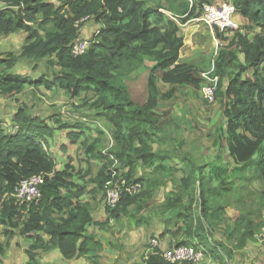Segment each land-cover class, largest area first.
Here are the masks:
<instances>
[{
	"label": "trees",
	"instance_id": "trees-1",
	"mask_svg": "<svg viewBox=\"0 0 264 264\" xmlns=\"http://www.w3.org/2000/svg\"><path fill=\"white\" fill-rule=\"evenodd\" d=\"M164 1L165 10L171 16L181 17L182 23L198 17L202 4H214V0ZM0 3L4 5L0 8V36L18 30L25 33L19 54L8 53L7 58L0 59V93H21L27 86L32 89L42 86L46 91L60 90L71 100L82 96L83 101L77 106L92 110V115L107 123L111 132L112 146L104 152L98 150L102 130L96 128L98 136L92 141L89 136L82 141L85 153L103 161L92 179L97 188L106 190V184L119 177L142 183L144 189L137 195L125 194L116 208L105 207L109 217L135 216L146 209L145 201L151 197L153 188L166 183L165 173L170 174L174 188L161 206L163 229L159 238L170 234L174 236L173 246L201 248L208 256L222 261L225 254L230 258L233 249L242 248L247 240H257L254 212L244 208V204L245 195L253 198V192L258 190L256 185H260V200L264 203V0H232L236 13L249 25L244 33L234 31L209 68L213 76H219L215 96L220 102L222 121L217 130L219 156L216 163L209 165L208 172L204 169L206 164L191 152H181L178 147L171 153L161 152L152 146L170 135L169 121H159L156 113L161 96L157 80L174 87L198 85L199 79L194 78L195 66L180 59L184 37L159 3L153 4V0H0ZM85 17L100 27L88 40L86 51L73 56L70 47L87 21L82 20ZM213 30L216 38L224 39L216 26ZM236 51L242 53V61ZM19 57L45 60L46 67L55 66L56 70L51 78L46 74L39 78L20 76L10 71ZM146 60L151 63L146 77L147 93L144 101L138 103L125 77ZM231 65L237 70L232 76L227 72ZM244 73L247 75L242 76ZM24 110L20 108L16 114L17 130L12 133L0 121L1 233L10 239L12 234H6L4 228L9 226L31 240L25 250L28 257L25 264H37L36 250L51 246L66 260L84 258L90 264H101V244L92 234H86L87 226L101 222L93 220L84 203L73 201L82 192L81 186L73 182L74 168L66 163L63 169H57L45 147L55 129L46 120ZM71 128L83 134L92 130L81 122L62 123L59 127ZM67 135L72 141L79 137V133L71 130ZM222 151L232 162L223 161ZM173 157L177 162L170 165L165 162ZM115 161L119 167L115 168ZM139 164L150 167L153 177L136 178ZM112 166L114 169L108 170ZM119 168L126 171L120 173ZM39 173L45 176L37 202H20L11 195L19 180ZM130 206L133 210H129ZM228 207H237L240 215L230 218ZM221 224L227 225L226 237L234 243L232 247L209 241L212 230ZM43 235L48 237L47 241ZM4 253L5 245L0 243V255ZM160 254L156 249L144 263L200 264L169 262Z\"/></svg>",
	"mask_w": 264,
	"mask_h": 264
},
{
	"label": "rangeland",
	"instance_id": "rangeland-1",
	"mask_svg": "<svg viewBox=\"0 0 264 264\" xmlns=\"http://www.w3.org/2000/svg\"><path fill=\"white\" fill-rule=\"evenodd\" d=\"M226 1L232 3V0H214L213 3L218 4ZM155 2L159 3L161 10L164 8L163 11L166 15H169L170 18L178 24L179 33L184 37V46L180 50V59L195 66L197 72L194 73V78L199 79L197 80L198 85L190 83L174 87L162 82L160 79L157 80L161 96L158 107L156 108V113L159 121H169V123H167V129L170 131V135L167 134L168 138L161 139L153 143L152 146L155 151L161 152L168 151L171 153L174 152L177 147L181 152H191L198 161L206 164L204 169L208 172L209 165L212 164V162L216 163V159L219 156L217 130L222 120L220 116L221 106L219 99L216 96H214L213 100L205 98L203 96V88L206 86H214L216 91L219 83V76H213V71L209 68L217 59L220 49L224 48L229 43L234 31L244 33L247 30L245 26H248L249 23L237 13L235 15L236 29L234 31H222L224 39H218L214 36L213 26L206 24L202 19L203 4L198 8L200 13L198 17L182 23L181 17L171 16L170 12L165 10L166 3L164 0H153V4H155ZM3 6L4 5L0 3V8ZM99 27L100 26L95 24L90 18L79 29L77 40L91 39L99 30ZM254 30L259 29L255 28ZM24 38L25 33L20 30L1 35L0 59L7 58L8 53L14 56L18 55ZM230 50L234 49L231 47ZM236 54L238 59L242 61V53L236 51ZM150 66L151 63L146 60L142 66L125 77V82L129 87L130 93L138 103H141L146 98V77L148 74V67ZM55 70V66L52 68L46 67L45 60L34 61L20 57L10 69L13 73L29 78H39L44 76L43 74H46L47 78H51ZM236 71L237 70L232 65L227 70L228 74L231 76ZM246 75L247 73H244L242 76ZM224 80H226V78ZM32 88L33 87L27 86L21 93L8 95L0 93V121L8 124V126L3 125L7 132L12 133L17 130L15 118L20 108H24V112L29 115H36L46 120V123L55 129L53 136L49 137L47 144H45L48 153L52 155L57 165L58 161L63 158H67L69 163L77 160L80 164L77 168L79 173L74 176V180L76 182L87 183L85 189L90 188L91 182L88 181V179L92 177V174H89L91 176L87 177L86 174L82 173V171L85 170L81 167L82 161H84L83 158L85 157L83 147L79 141H70L66 136V132L64 130H58V128L63 122H80V119L59 113L63 107L72 108L71 112L77 116H86L94 112L92 110L88 112L86 106H77L82 103V96L70 100L69 96L57 89L46 91L42 86L36 89ZM52 114H54V116H51ZM54 118H59L60 121L54 122ZM102 121L101 119V125L105 127ZM105 128L109 131L111 138L110 127ZM93 133L94 131L91 132L92 135ZM107 138L108 136H102V148L106 146ZM221 147L224 149V143ZM222 153L223 161L228 160L232 162L226 155V151H222ZM70 154L74 156V158L71 157ZM165 162L170 165L173 162H177V160L173 157L172 160H166ZM97 168L98 166L94 169V172ZM136 171V176L141 174L146 176L151 175L147 171V168L141 164L138 165ZM180 174L181 173H178V176H180ZM164 175L166 176V183L153 188L151 197H148L145 201V212H141L139 215L137 214L138 212L136 213V219L142 221L147 220V223L142 222L140 225H136L133 220L131 222L135 229H132L128 224H124L123 226L127 227V231H125L124 227L121 229L119 228L118 222H115V220L113 223H110L106 218L101 216H99L100 219H96L98 215L97 212H94V218L98 221H102L101 224H103V227L107 230L101 233L96 232L94 236L91 231L93 225H91L87 231V233H91L95 237V240H98L101 244V251L99 252V262L101 264H143L145 250L149 248V243L153 238H157L160 247L163 249L173 246L174 236L168 234L164 238H159V234L155 230L163 218V216H161L163 210L161 206H164L165 196L174 188L169 179L170 174L167 175L164 173ZM254 187L258 190L253 192L252 199H249L248 195H245L244 208L251 209L254 212V233L256 234L257 240H247L242 248L233 249L230 258H227L225 254V257H222L223 261L220 258L210 257L204 252L203 258L199 261L200 264H264V203L260 200V185ZM143 189L144 187L142 190ZM102 197L103 196H99V203H101ZM95 198L97 199V197ZM226 212L227 216L232 219L240 215V211L237 207H228ZM228 223L230 225V221ZM225 226L227 225L221 224L220 227L213 229L209 241H219L226 247H232L234 243H231L232 241H227ZM4 228L8 231L6 234L12 235L10 239L6 236L7 240H9L5 253L0 255V264H25L28 259L25 250L28 248L31 241L19 234V230L15 228H10L9 226H4ZM2 229L3 227L0 225V243L4 244L6 239L4 236H1ZM108 231H111L110 234L112 238L108 237ZM130 233L134 235V243H132V245H129L128 242L125 241V239L129 238ZM108 238L109 241H112L114 246L110 245V252H102L101 241L107 245ZM192 242H194V240H192ZM51 253L52 251L47 250H41L39 253L37 250L35 255L38 262L37 264H76V262H64L60 257L50 255ZM86 263L90 264L87 261Z\"/></svg>",
	"mask_w": 264,
	"mask_h": 264
},
{
	"label": "built area",
	"instance_id": "built-area-1",
	"mask_svg": "<svg viewBox=\"0 0 264 264\" xmlns=\"http://www.w3.org/2000/svg\"><path fill=\"white\" fill-rule=\"evenodd\" d=\"M235 15V7L229 1L203 5V21L211 26H216L220 31H233L236 29ZM87 19L85 17L82 20L86 21ZM88 45L89 41L86 39L77 40L71 45L70 52L73 56H79L86 51ZM203 96L209 100H213L215 87H204ZM44 176L43 173H39L19 180L14 186L11 195L20 202H37L41 198V185L44 183ZM141 190L142 183L139 181L128 182L124 178H116L106 188L104 206L110 210L114 209L118 206L122 196L125 194L134 196L141 192ZM149 244V254L156 253V249H159L160 255L169 262L200 263L199 261L204 255V251L201 248L186 244L174 245L163 249L160 247L157 238L151 239Z\"/></svg>",
	"mask_w": 264,
	"mask_h": 264
},
{
	"label": "crops",
	"instance_id": "crops-1",
	"mask_svg": "<svg viewBox=\"0 0 264 264\" xmlns=\"http://www.w3.org/2000/svg\"><path fill=\"white\" fill-rule=\"evenodd\" d=\"M25 39V38H24ZM184 46V45H183ZM71 100V99H70ZM71 103V102H70ZM71 105V104H70ZM72 108H65V107H63L62 108V110H61V112H59V113H61V114H65V115H67V116H72L73 118H76V119H80L79 121L81 122V123H83L84 125H86V126H88V127H90L92 130L91 131H87L85 134H83V133H81L80 132V130H78V129H75V128H71V129H59L58 128V130H64L65 132H66V136H67V138L70 140V141H72L69 137H68V135H67V133H68V131L69 130H71V131H74V132H77V133H79V137L75 140V141H79L80 142V144H81V146L83 147V145H82V141L83 140H85L86 139V136H89V140L90 141H92L96 136H98V131H96V128H97V130H102V132H103V135L102 136H108V138H107V142H106V146L104 147V148H102L103 147V141H102V144H100L99 145V148H98V150H100L101 152H104L105 151V148L106 147H111L112 145V140H111V138H110V133H109V131L107 130V128H105V127H109V125L107 124V123H105L104 121H102L103 123H104V126L105 127H103L102 125H101V118H99V117H94L92 114L93 113H91V114H87L86 116H77L76 114H74V113H72L71 110ZM88 110V112L90 111L89 109H87ZM53 116H54V114H52ZM50 118H53V117H50ZM55 119H58L59 121H60V119L59 118H54V122H56L55 121ZM79 122V123H80ZM65 123H67V124H73L74 122H70V121H67V122H63V124H65ZM3 125H7L8 126V124L6 123V122H3L2 123ZM92 131H94V133H93V135L91 134V132ZM101 136V137H102ZM74 141V140H73ZM65 143V142H64ZM91 143V142H90ZM63 146V145H62ZM51 150V149H50ZM52 151V150H51ZM68 153H69V151H68ZM70 153H71V151H70ZM83 153H84V155H85V157L83 158V160L84 161H82L83 163L81 164V167H83L85 170L84 171H82L81 169V171H82V173L83 174H86L87 175V177H89V176H91V175H89V174H92V177L91 178H89L88 179V181H90L91 183H90V188H86L85 189V186L87 185V183H83V182H76L75 180H74V176L75 175H77L78 173H79V170L77 169L79 166H80V164L78 163V161L77 160H75V162H71V163H69V161H68V159L67 158H63V159H61L60 161H58V165H57V163H56V166H57V169H63L64 168V166H65V164L66 163H69L73 168H74V176H73V182L75 183V184H77V185H79V186H81V188H82V192H81V194L78 196V197H73V201L74 202H76V201H79V202H81V203H84L85 204V208L89 211V213H90V215L92 216V218H93V220H95V221H98V220H96V219H100L99 218V216H101V217H103V218H106L110 223H113L114 222V220H115V222H118V225H119V228L121 229V228H125V231H127V227H125V226H123L124 224H128L129 226H131V228L132 229H135V228H133V224H132V222L131 221H135V223H136V225H140L142 222L143 223H147V220H145V221H142V220H140V219H136V216L137 215H132V214H126V215H122V216H120L118 219H116V218H113V217H109L108 215H107V213H106V210H105V206H103L104 205V199H105V189H102V190H99L98 188H97V183L94 181V180H92V179H94V177L96 176V174H97V172L102 168V166H103V161L99 158V157H93V156H91V155H89V154H87V153H85V151H84V147H83ZM67 154V153H66ZM51 155V154H50ZM71 155V154H70ZM52 156V155H51ZM71 157H73L74 158V156H72L71 155ZM86 157H88V158H86ZM55 161V160H54ZM98 166V168H97V170L94 172V169L96 168ZM114 166H115V168L116 167H119V165H118V162L117 161H115V163H114ZM114 166H112V167H110L108 170H113L114 169ZM146 168H147V171L151 174V168L150 167H147V166H145ZM138 168V167H137ZM137 168H136V170H137ZM119 171H120V173H124L125 171H126V169H121V168H119ZM137 172V171H136ZM136 172H135V177L136 178H138V177H140V176H142V177H144V178H147V177H152L153 176V174H151L150 176H146V175H144V174H141V175H139V176H136ZM83 177V176H82ZM86 177V178H87ZM108 184H109V182L106 184V186H108ZM106 186H105V188H106ZM99 196L101 197V196H103L102 197V200H101V203H99ZM95 197H97V199L95 198ZM101 204V205H100ZM129 210H133V207L132 206H130V208H129ZM94 212L96 213L97 212V218L95 219L94 218ZM141 212H145V209H142L141 211H139L137 214L139 215V213H141ZM58 214H60L61 216H63L64 214L63 213H58ZM148 219V218H147ZM99 222H102V221H99ZM91 227V225H89V227L87 226V228H86V234H89V235H91V233H87V231L89 230V228ZM162 229H163V224H162V221H160L159 222V225L157 226V229H155L156 230V232L159 234L161 231H162ZM91 231H92V233L94 234V236L96 235V232H99V233H101V232H103V231H107L104 227H103V224H101V225H93L92 227H91ZM110 232L111 231H108V233H109V236L108 237H110V238H112V236H111V234H110ZM123 234V233H122ZM1 236H4V238L6 239L5 240V242H4V245H5V251H6V249H7V243H8V240H7V237L5 236V235H2L1 234ZM42 238H43V240L44 241H47V239H48V237L46 236V235H43L42 236ZM95 238V237H94ZM29 239V238H28ZM30 240V239H29ZM31 241V240H30ZM98 241V240H97ZM125 241H127L128 242V244L129 245H132V243H134V235L132 234V233H130V235H129V238H127V239H125ZM101 243H102V252L104 251V252H110L111 251V247H110V245H112V246H114L113 245V243H112V241H109V238L107 239V245L106 244H104L102 241H101ZM2 244V243H1ZM29 245H30V243H29ZM48 245H50L49 243H48ZM29 247V246H28ZM38 252L40 253L41 252V250H47V251H52V253L50 254V255H52V256H55V257H60L64 262H76V264H87L86 263V260L84 259V258H77V259H69V260H66V259H64L61 255H60V253L58 252V249L57 248H53L52 246L50 247V248H43V247H39L38 249ZM36 250V251H37ZM100 251H101V249H100ZM146 252L144 253L145 255H144V259L147 257V254L150 252V244H149V248H147V250H145ZM143 264H146V263H144L143 262Z\"/></svg>",
	"mask_w": 264,
	"mask_h": 264
},
{
	"label": "clouds",
	"instance_id": "clouds-1",
	"mask_svg": "<svg viewBox=\"0 0 264 264\" xmlns=\"http://www.w3.org/2000/svg\"><path fill=\"white\" fill-rule=\"evenodd\" d=\"M236 14H237V13H236ZM233 31H234V30H233ZM2 125H3V124H2ZM133 181H138V180H133ZM139 182H140V181H139ZM141 191H142V190H141ZM105 194H106V190H105ZM148 255H149V253L147 254V257H148ZM147 257H146V258H147ZM146 258H145V259H146Z\"/></svg>",
	"mask_w": 264,
	"mask_h": 264
}]
</instances>
